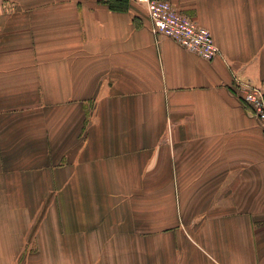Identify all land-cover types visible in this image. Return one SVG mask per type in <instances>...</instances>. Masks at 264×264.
<instances>
[{
    "label": "crops",
    "instance_id": "crops-1",
    "mask_svg": "<svg viewBox=\"0 0 264 264\" xmlns=\"http://www.w3.org/2000/svg\"><path fill=\"white\" fill-rule=\"evenodd\" d=\"M0 0V264H264V0Z\"/></svg>",
    "mask_w": 264,
    "mask_h": 264
},
{
    "label": "built area",
    "instance_id": "built-area-1",
    "mask_svg": "<svg viewBox=\"0 0 264 264\" xmlns=\"http://www.w3.org/2000/svg\"><path fill=\"white\" fill-rule=\"evenodd\" d=\"M135 1L146 9L152 23V30L157 37H168L184 49L207 61L220 55L221 51L211 32L169 1ZM244 100L253 109L264 131V86L247 88Z\"/></svg>",
    "mask_w": 264,
    "mask_h": 264
}]
</instances>
